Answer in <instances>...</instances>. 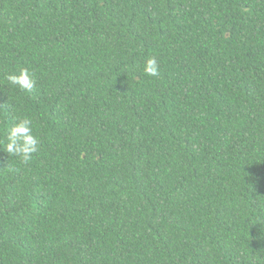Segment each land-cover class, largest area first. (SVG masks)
Wrapping results in <instances>:
<instances>
[{"label":"trees","instance_id":"trees-1","mask_svg":"<svg viewBox=\"0 0 264 264\" xmlns=\"http://www.w3.org/2000/svg\"><path fill=\"white\" fill-rule=\"evenodd\" d=\"M25 117L0 264H264V0H0V143Z\"/></svg>","mask_w":264,"mask_h":264},{"label":"clouds","instance_id":"clouds-1","mask_svg":"<svg viewBox=\"0 0 264 264\" xmlns=\"http://www.w3.org/2000/svg\"><path fill=\"white\" fill-rule=\"evenodd\" d=\"M144 75L158 77L160 68L155 56L149 57L142 68ZM10 85L18 87L21 91H31L34 80L28 69H21L19 74L10 73L6 77ZM7 143H0L2 150L10 156H17L27 163L32 155L38 151L39 137L33 134V124L30 118H23L7 130Z\"/></svg>","mask_w":264,"mask_h":264}]
</instances>
